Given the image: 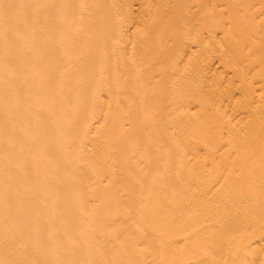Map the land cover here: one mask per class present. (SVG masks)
<instances>
[{"label": "bare ground", "instance_id": "obj_1", "mask_svg": "<svg viewBox=\"0 0 264 264\" xmlns=\"http://www.w3.org/2000/svg\"><path fill=\"white\" fill-rule=\"evenodd\" d=\"M42 1H44V0H42ZM84 1L87 3L90 0H88V1L83 0V2ZM99 1L100 0H98V2ZM203 1H205V0H203ZM207 1H209V0H207ZM207 1L203 2L202 5H205L204 3H206V6H207ZM212 1H215V0H212ZM219 1L222 2L223 0L222 1L219 0ZM236 1H238V0H236ZM239 1L242 2V0H239ZM98 2H97V5H99ZM108 2H113V0H111V1L108 0ZM215 2H217V1H215ZM225 2H226L225 6L227 7V10H229L231 7L235 6V0H225ZM38 3L41 4V0H0V151L4 152V154L7 156V158H9L15 162L14 164H4V162L0 160V170L1 169L8 170L10 168V171L13 174L11 176V178H13L14 181L17 180V182H18V183H16L17 185H21V186L22 185L24 186L26 184L29 185V187H27L25 190H21V191L20 190L17 191L16 189L14 190V192L12 193L13 202L10 203L9 206H2L1 205L3 200H7L9 197L6 194L0 195V224L6 226L5 233L0 234V249L1 248H7L8 250H11L13 248V249H16L18 252H24L25 256H23L24 259L22 261V264H75V262H73V263L69 262L65 256H63L59 253H56L57 250L54 247H51L52 252H46L47 255L45 257L44 253L42 252V248L37 246L42 241L40 236L39 235H37V236L28 235L25 232V226L26 225L30 226V223H31V225H35L36 223H38L40 225L39 228H41V231H43V233H44V235H43L44 242H45V234L47 232H52L53 237L57 236V238L66 239L70 235V233L74 232V231H71L68 229V227L70 226L69 221H76L78 223L79 229L75 230L77 232H74L71 235L74 234L79 240L84 239L85 237H90L91 239H94L95 237H97V235H102L104 237L109 236V237L116 238V239L111 240V241L110 240L104 241L103 247L98 249V253L102 254L103 257H104V255H106L107 253H110L111 251H114L116 254L120 255L117 259L118 262L116 264H156L157 261H156L155 257L158 258L157 259L158 261H160V263L157 262V264H169L168 260H170L171 257L168 255L172 254L174 251V250L172 251L171 247H173L174 244H176L174 246V249H175L177 246L180 245L179 241H178L179 244L177 243V240L179 238V235H180V238L183 237L182 234L184 232H185L184 234H186V232L188 234L184 235V238L181 239V244H182L181 247L184 246V247L192 248V252L195 250L194 255L197 254L196 256H199L198 257L199 259H201L200 256H204V259L202 258L203 261L205 262L204 264H207L208 261L210 262V260H212V259H209V257L210 258L214 257L213 261L210 262L211 264L212 263L213 264H215V263L216 264H222V262L220 260L217 261V259H219L220 257L215 259L218 256V254L221 256L222 254L227 253V251H226L227 248L223 249L224 252L222 251V247L223 248L227 247L226 242H225V244L223 243V246L221 247L220 244H218L220 241H221L220 242L221 244H222V241L223 242H224V240L227 241V245L231 242L232 245L236 244V245H238L236 247L243 249L242 245L245 246L247 243H249L248 242L249 239L251 240L250 237L253 236L252 234H249V231H250L249 228L250 227L252 228V226H250V224H253V227H254L255 221L259 223V220L257 219L258 215H259L258 213H260L262 215L264 212V210L262 212L258 211V210L264 209L263 208L264 206L262 207V205H264L263 204L264 203V197H262V196L260 197V195L258 194V193H263V191H261V190H263L262 187H264L263 186L264 183H263V185L261 183V181H264V149L262 151H256L255 146L253 145L255 143L257 146L258 145L257 143L260 144L264 140V132L262 131V127H264V125H263V123H264V113L263 112L264 111H262L263 114L261 113L262 114V116H261L258 109L256 110L255 108L254 109L250 108L251 109L250 113L251 114L253 113L251 116L252 117L251 119H253V121L252 120L251 121L253 123H252V127L247 129V134H249L248 137L251 136V138L248 139L249 141L247 140V142H246V144L249 146L246 145V146H244L246 148L240 147V149H239V152H241L243 154H244V152H246V154L244 155V158H243L244 161L242 160V162H241L242 164L240 163V165L242 167L241 166L240 167H241L242 172L250 170V173L248 175L249 180L247 178L245 183L237 186L235 188V190H233L234 192H231L232 194L229 192L227 195V193L225 192L226 194H224V196L227 195L226 197H223V199L226 198L225 202L230 203L232 201V203H233V204L232 203L229 204L232 207H230L229 205L227 206V207H229L228 208V215H227L229 217H227L223 213L225 211L227 212V210H225V207H226L225 204L226 203H224V202L223 203L221 202L222 204L225 205L224 211L222 210L223 207H222V204L220 203L221 204L220 206L222 208L221 207H219V208L223 212L218 211L220 216L217 214V218L219 217V219H221L222 216H226V218L230 219V216L233 215L234 218H236V219H234V222L232 224L236 225L237 223H235V221L238 220L239 226L237 224L236 225L237 229L234 228L236 230L231 231L230 235L228 233L229 230L228 231L226 230V229H229L228 227L223 229L225 231L224 234L223 233L219 234V232H216V231H218L217 229L213 228V230H212L211 224L206 225V223H209L210 219H213L212 218L213 210L215 209L214 212H216V209L219 206V205L216 206V204H217L215 202L216 198L213 199L214 195H216V194L213 193V196H211L209 194L210 195L209 199H211V197H212V200H208L209 204L211 201L212 203L215 202L216 203L215 205L213 204V205L209 206V204L207 203L208 204L207 205L206 201H204L206 204L207 210L206 209L204 210V208L202 209L201 205H197L198 201L200 200V198L198 196V195H200V193L196 192V194H198L197 196L195 193L192 196H190V194H189L188 197H190V198H189L188 202H187V199H185V201L187 202L188 205H191V206L194 205L193 206L194 210L191 207L190 208L191 211H190L189 210L190 206L189 207L187 206L186 207L187 209L185 208V213L186 214L189 213L187 215V217H186V214H183L184 213L183 208L187 204L183 207L179 206L183 209V210L180 209V210H182V214H180L181 211L178 212L179 210H177V208H179V207H176L177 205H175V207H173L174 210H176L177 212L173 211V209L170 208L173 206V204H169L167 207L163 206L165 203L171 202L173 200L171 198L174 197L173 195L179 194V192L181 191V188L185 185V184L182 185V182L180 183L181 177L188 179L186 185L190 184V180H198V175L196 173V171H198V169L196 167H197V165L201 164V163H199L200 162L199 157L195 155V159L197 158V164L194 163L193 165H189L190 159L183 158L179 152H176L174 149L173 150L171 149V148H173L172 140H173L174 134H173V131H172L173 135L171 134V132H167L166 128H169L168 131L173 129L175 132L179 128L178 126L181 123L180 122L181 120L179 118L178 119L177 118L171 119V120H169L171 123L170 126L165 128L164 122L168 121V117L164 116L162 118V115H166L164 112H160L161 115H159V113L157 114L158 107H159V111H161L162 108L158 104H157L158 106L155 105V103H159V101H161V100L163 101V99L156 100L157 102H155V99H153V100L151 99L150 100L151 102L146 101L148 99L146 96L148 92H150V91L153 92L154 91L153 89H155V87H156L157 91H162L163 89H165V85H158V86L157 85L156 86L151 85L147 81V79H144L141 82L136 84V85L140 86V88L138 90L137 89H134L132 91L127 90L126 91L127 94H107L108 97H106V98L108 99L109 105H108L107 109H104L105 108V100H103L102 95H97V94H98V90H100L101 87L110 83V79L112 77H109L107 74L105 77L104 74L99 73L98 72V66L104 67L111 61V59H112L111 52H109V53L103 52L105 49L99 45H95L96 40L93 39V41L91 43H86V42L81 41V44L83 45V47H81L82 50L80 52L78 51L79 53H76L73 55L71 54V52L74 50V47L76 46L75 45L73 47V43H75L76 41L79 42V39L76 40L77 38L75 39L76 40L75 42H73L72 40L75 38V36L77 37V35L79 34V32H80L79 28L80 27H83V31H86L87 35L84 32H83V34L86 35L87 37H93L94 38L95 35L98 33L99 41L102 44L113 43V40L116 41V39L119 36H116L117 32H115V31H118L121 28L120 25H118V24L124 25L122 23L124 21L117 23V25H116V23H114L117 21L116 18H118V20L120 19L118 16L115 18L116 21H114L112 19L115 16L114 11L117 9H115L114 7H112L113 5H111V7L114 8V10L112 8H110L109 13L111 14L114 12L113 13L114 15L111 14L112 15V17H111V15H109V13H107L110 16L109 17L110 19H109L106 14H105L106 15V18H105V16L103 15L104 13L97 10V9H95V11L99 13V14L96 13L98 16H96V14L93 11H92L93 12L92 14H89V13H91V11L88 12V10H91V8L89 9L88 7H84V5H82V0H68V1L66 0L65 5L68 7L70 6V9L72 8V10L69 9L70 11L68 12L67 11L68 9L67 10L65 9L66 11L64 13H61L58 16L55 14L59 13L58 11L60 10V8L57 9V11H56L57 13L55 12L54 15H53V12L47 11V9H48L47 8L43 12V18H41L40 15L33 12V9H35L34 7L36 5H40ZM91 3L92 2H88L87 4L90 5ZM99 3L100 4L103 3V0H101ZM94 4H96V2ZM81 5L84 7V9L85 8L88 9V10H85L84 12L86 13V11H87L89 16L91 15V19L89 18V21L91 20L92 22H94L96 20V19H94L95 17L98 18L97 21H99V19L100 20L101 19H106V20L109 19L110 21L107 20V21H109L107 23L109 25H110V23H114L116 26H119L118 27L119 29H117V27H116L115 28L116 30L113 31L112 28L115 26H113V24H112L113 27L108 30V28H110V27H108L109 25L108 24L104 25L107 27V28L104 27L106 30H108V31L111 30V31L108 32V31H105V29H102L106 33V35H104V40H103L100 33H103L104 31L101 32V30L98 27V25H101V24H97V27L94 24L95 22L93 23L94 25L93 24L91 25V23L88 24L89 21H87V23L85 21V23L83 25L80 24V23H82V22H80V19L82 21V19L87 16V13L85 16L82 15L81 18H79V16L77 15L78 13H81V11L83 10L81 8L82 7ZM217 5L219 6L218 3H217ZM217 5H215V6L217 7ZM238 5L241 8L240 2ZM241 5H242V3H241ZM203 7H205V6H203ZM209 7H211V6H209ZM216 7L214 8V14H211V15H214V17L216 16V14H219L215 11ZM236 7H237V4H236ZM243 7H245V12H246V13H244V16L248 19V23L250 22V24H249L250 26L248 24L245 25L243 23L245 25V27L248 26L249 28L244 29L245 27L244 28L242 27L240 29V31L242 29H244L245 32L247 30L248 33L249 32L253 33V31L256 32L258 30V33L260 34L264 25L260 26L262 24H259L258 26H256L257 25L256 23L251 24V23H254V22H251L252 18L254 19L253 12L250 11V7H248V5L243 6ZM261 7H260V10L262 9ZM202 8H200V9H202ZM219 8L222 9V6H220ZM224 8L225 7H223V9ZM62 9L63 8H61V10ZM93 9L94 8H92V10ZM207 9L209 10L210 8H207ZM205 10H206V8H205ZM218 10L219 9H217V11ZM222 10H221V13L219 15H217L218 17L216 16L214 18L215 20L217 18H218V20H219V18H221L219 16H222L223 15L222 13H224V12H222ZM63 11H64V9H63ZM199 11H201V10H199ZM100 12H101V14H100ZM85 13H83V14H85ZM205 13H207V11ZM227 13H228L227 14L228 18H230L229 17L230 12H227ZM263 13H262V15L264 16ZM200 14H201V12H200ZM209 14H210V12H209ZM234 15H235V13H234ZM234 15L233 14L230 15L231 16L230 20L233 19ZM52 16H57L56 19L58 21L60 20V21L64 22L63 24H67L68 28L72 27L71 28L72 31H73V29H75L77 27V29L74 31L78 30L79 31V32L77 31L78 34L74 31L73 32L68 31V33H67V31H65L66 29L65 30L62 29L63 32H61V30L58 29L59 32H57V34H56V35H63V36L66 35L65 36L66 38L71 37V39H72V37H74L72 40H68L69 42L70 41L73 42V43H71V42L69 43V45L72 44V46L68 47V45H67L68 42L66 41L67 39H65V41L67 42V43L65 42L66 45L64 42H62L64 44H60L63 46V48H62V46L58 45V47H61V49L58 51L56 49L57 45L55 48V44H56L55 42L52 41L54 43V45L51 43H48L49 41L51 42L49 35H42L39 33L37 36H35L36 33H34V32L36 31V29H38V27L43 25L42 23H44V24H51L52 23V25L53 24L55 25L54 22L55 21L57 22V20L55 19V21H54V19H53L54 17L52 18ZM201 16H202V14H201ZM263 16H260V18H258V20H256V21H260L259 19H261V17H263ZM204 17L206 18V15ZM204 17H203V20H204ZM245 17H243V18H244V21L246 23L247 21L245 20ZM211 18H213V17L211 16ZM238 18L239 17H237V19ZM223 19H224V15H223V18H221L219 21L216 20V22L218 21L217 22L218 24L215 23L212 25L211 23L210 24L208 23L209 21H206V20H208L206 18L204 20L206 22L203 21L204 24L202 23L199 26L196 25V27L199 28V29L197 28L198 30H195L196 27L194 25H191L190 27L194 26L195 29L194 28H186V27L185 28L182 27L181 29H178L181 27V24H182V26L184 25V23H182L183 21L181 20L182 21L181 24L178 23V26H177V30H179V31L181 30V32H180L181 34L179 33L180 36H178V38H179V40H183V39H180V37L182 38V36L186 35L189 31L190 32L189 34L191 36H189L187 39H189V38L192 39L193 37H195L199 41V42H196L195 41L196 39L193 38L196 43L193 41L192 44L193 45L195 44V47L197 44H199L197 46V47H199V51H198V49H197V51L200 52L202 50V52L203 51L207 52V50H205L208 47L207 44H209V43L211 44V41H212L213 45H216L217 43L216 44H214V43L220 40V39L214 38V41H213L212 35H214L213 33H215L214 30L216 28H217L216 30L218 31V27L220 25L219 22H221ZM227 19H225V21L223 20L225 23L224 24L225 26L231 22H234L232 20H231V22H229L230 20L226 21ZM41 20H44V21L40 22ZM186 20H189V18L188 19L186 18ZM178 22H180V20ZM226 22H229V23L227 24ZM40 23H41V25H40ZM260 23H261V21H260ZM85 24H86V26H87V24L90 25V26H87L88 30L86 29V27H84ZM224 25L221 24L220 26L221 27L223 26L222 28H224L225 27ZM236 25H237L236 29H239L240 27H238V26H240V25L238 23ZM259 26L262 28L261 30H259V28H260ZM102 27L103 26H101V28ZM183 28L186 29L187 31L186 30L182 31ZM222 28H219V29H222ZM191 29L194 31V34H192L193 32ZM224 29H226L225 32L227 33L228 36L226 35L225 32L222 33L223 41L224 40L229 41L230 39L234 40V38L237 36V38H235V40H236V39H238L239 34H241L243 31L242 30L240 32L238 30V31H236V32H238L237 33L238 35L236 34V36H235V33H233L232 36L234 35L235 37L233 38L231 36V38H229L230 34H231L230 30H229L230 34H228V31H227L228 28L225 27ZM224 29H223V31H224ZM231 29H233V27ZM81 30H82V28H81ZM207 30L209 32H210V30H213L212 34H210V33L207 34V35L210 34V36H212L210 38L207 37V39L209 38L211 40L210 42L207 40L208 43H207V41L204 40V38L203 39L200 38V36L202 35L201 31L207 32ZM248 30H250V31H248ZM112 31L114 32V36L112 34L113 33ZM184 31L186 32V34H184V33L182 34V32H184ZM199 31H200L201 35H198ZM217 31H216V33H217ZM234 31H235V27H234ZM195 32L197 34H195ZM245 32H243V33H245ZM63 33H65V34H63ZM73 33H75V36H73V35L71 36V34H73ZM119 33H122V31L119 30L118 34ZM258 33H256V34H258ZM33 34H34V37H33ZM68 34H69V36H68ZM109 34L111 35V38L107 39L110 37V36H108ZM189 34H187V35H189ZM256 34L254 37L252 35L248 36L250 34L246 35V38L251 37V40L252 39L254 40L252 42L250 41L251 44L247 43V41L249 42L250 38H248V40L245 39V42H246V44L244 42L245 46H243L242 42H239V43H241L243 48H245V47L247 48V49L246 48L245 49L248 50V53H251L249 55H252L251 57L254 59H250L251 57L247 55L248 53L245 50H244V53L245 54L247 53V54L246 55L243 54V51H242L243 49H240L241 45L238 43L239 40L236 41L238 45L237 44H236L237 46L234 45L236 47V49H234L233 51L235 52L238 49L241 50L242 53H241V51L239 53H240V55L243 54V56L246 57L245 58L246 60H247V56H248V58L250 57L247 60L248 62H246V63L244 62V65L245 64L248 65L249 69L251 67L252 70L254 68L257 69V67H259V69L255 71L254 75H253V73H250L252 71H248L249 69L248 70L246 69V71H248V73H250V75H252L251 78L253 79L254 82H258V80H260L259 83H261V80H262L264 83V29L262 30L261 35L258 34L259 36H258L257 40L255 38V37H257ZM41 35H42V37H41ZM194 35H198L199 37L198 36L196 37ZM220 35H221V33H220ZM241 36H245V35H241ZM241 36H240V38L242 41V40H244V37H241ZM112 37H115V38L117 37V38L115 39ZM186 37L187 36H185L184 38H186ZM45 38L46 39L49 38L50 40L48 39L49 41L47 40V43H45V40H46ZM43 39H45V40L43 41ZM120 39H122V35H121ZM137 39H138V37H137ZM191 39H189V40L192 41L193 39L192 40ZM201 39L204 40L206 43L204 41H203L204 42L203 43L201 41ZM134 40H136V38H134ZM231 40L229 42H231ZM233 40H232L231 44L230 43L228 44L229 46L230 45L233 46V43L234 44L236 43ZM119 41L120 40H117L115 43H117ZM137 41H135V42H137ZM200 41L206 47L204 50L203 49L200 50V43H201ZM42 42H44V43H42ZM78 42H76V44ZM81 44H79V45L81 46ZM210 44H209V47H210ZM39 46H44L46 48L39 50L38 49ZM216 46L219 48V44H217ZM232 46H231V48L233 49L234 46L233 47ZM214 47L215 46H213V47L211 46L210 48L213 49ZM217 47H215V48L218 49ZM223 47H225L224 50L228 49V48H226L227 46H223ZM223 47H221L220 49H223ZM215 48L213 50H215ZM32 49H35L34 52L31 51ZM224 50H223V52H225ZM228 50H227V53L229 52V54H227V56L222 55L223 56V58L221 57L222 59H224V57L228 58V55H230L232 57L234 56V54L231 55L232 53H230L232 50H230V51H228ZM208 51H209V48H208ZM223 52H221V53H223ZM86 53L92 54L91 57H89L90 60L88 62H84L82 60L84 56L88 55ZM239 53L238 54L236 53V54L239 55ZM192 55L193 54H191L190 56H192ZM240 55L237 56V58L240 57L241 60L243 61V59L241 57L242 55L241 56ZM219 57H217V58H219ZM234 57H236V55ZM189 58H191V57H188V59H186L187 60L186 64L189 63L188 61L192 62V58L190 60H189ZM230 58L228 61L229 62L232 61V62L231 63L228 62V64H230V65L227 64V66H231L229 68L233 67L232 69H237L236 73H238V72H240V73H238V75H236V76L237 77L239 76L242 79L240 84H243L242 85L243 87L240 85L242 87L241 88L242 90L239 92L243 93V91H244L243 94H246L245 97H248V98L250 97V94H251V96H253L255 91L253 90V88H251V89L249 88L250 85H253V83L251 81H249L252 79L250 77H249V79L248 78L246 79V77H248V76H246L245 79L247 81L245 80L246 82H244L243 75L245 74V72L238 71L239 69H242V67L238 68L236 66L237 62H235L236 59L232 60V59H234V58H232L230 61ZM79 59H80V61H78ZM225 59H224V61H225ZM237 60H238V64H239L240 59H237ZM241 60H240V62H241ZM61 61H64L63 62V65L65 64L64 66L62 64H61L62 66L60 65ZM174 61L176 62L177 59H174ZM56 62L58 65L56 64ZM177 62H179V61H177ZM185 62H184V65H186ZM218 62H219V60H218ZM50 63L57 65V67L54 68V71H52V69H51V72H49V70H46V68L50 65ZM219 63L221 64V60ZM226 63L227 62H225V64ZM232 63H234V64H232ZM46 65H47V67H46ZM239 65L244 66L243 64L241 65V63ZM246 65H245V67H247ZM183 67L178 71L174 70L176 72L175 75L178 77V79H177L176 85L174 83H171L173 90H175L174 89L175 86L176 87L179 86L178 84L181 82V81L179 82V80H182V82L185 81L186 66H183ZM234 67H236V68H234ZM132 71L136 72L135 68H133ZM158 71L162 73L163 68L158 69ZM244 71H245V69H244ZM68 72H70L71 75H70V73L68 74ZM253 72H254V70H253ZM114 74H115V70H112V75H114ZM253 76H254V78H253ZM235 79H237V78H235ZM239 81H240V78H238V82ZM242 81L245 84L248 83V81H249L250 84L249 83L246 84L247 85V87H246V85L244 86V83H242ZM134 82H138V79L134 78ZM167 84H169V81H167ZM151 86L152 87L154 86L153 89L151 88ZM110 88H113V86H111ZM262 88H263V86H262ZM150 89H152V90H150ZM176 89H178V88H176ZM243 89H246V91L248 89H250L251 91L253 90L252 92H254V93L253 94L247 93V92L245 93V90H243ZM156 90H155V92H156ZM237 90H239V89H237ZM176 91L177 90H175V92H173V93H167V98L169 96V99H170L173 96L171 98V100L175 99L174 94H177V92H178V91L177 92ZM251 91H249V92H251ZM117 92L121 93V89L117 88ZM208 93H209V91H208ZM89 94H94V95H89ZM179 94H181V93H179ZM179 94H177L178 95L177 99L179 98L178 100H180V98H181V96H179ZM223 94H225V93H223ZM159 95H160V98H162V94H159ZM177 95H175V97ZM210 95L211 94H209L208 96L211 99ZM247 95H249V96H247ZM221 96H222L221 94H220V97L218 96L219 100H220V98H222ZM251 98H249V101L254 99V98H252V99ZM164 100L167 101L166 95L164 97ZM178 100H176V102ZM259 100H261V99H259ZM133 101L139 102V103L143 102L146 106L147 111L154 113L156 116L157 115L161 116V118H162L161 120L164 121V122H161V120L158 119V121L155 124L150 123V122L145 123V124H147V125H145L146 127L150 126L148 128L152 129V130L150 129L153 132L152 136L142 135V136L138 137V134H137L135 138H132V137L130 138V136H132V135H130V134H129L130 136L128 135L129 131L123 132L122 129L126 128V125L127 126L131 125L133 123V121H135L134 118H140L142 116V114H140V113H138V111H136L137 109L135 111H133L134 113L132 115V110L135 108H131L129 106V104H132ZM222 101L223 100H221V102ZM55 102H56L58 107L60 105H62L61 107H59V108H61L62 111H54V109H49V107L53 106V104ZM210 103H211V100H209V99L207 100V102L204 101V104L206 106L208 105V107L211 105ZM171 104H174V102L172 101ZM246 105L248 106V104H246ZM213 107L215 108V107H217V105L216 106L214 105ZM248 107H250V105ZM248 107H245V109L247 111L249 109ZM95 109H97L99 111H96ZM252 110H255V112H253ZM95 112L96 113L98 112V115ZM254 113H256V114H254ZM257 113H259V114H257ZM138 114H139V117H138ZM109 116H113V117L117 118V122L114 125H112L106 121ZM159 116H157V117L159 118ZM212 116H214V115H212ZM70 117H72L73 121H67ZM206 117H208L210 119L209 116L205 115V118ZM212 118H214V117H212ZM132 119H133V121H132ZM175 119H177V120H175ZM209 119L202 120L201 122H204V121L209 122ZM214 120H215V118H214ZM64 121H66V123L62 124ZM58 122H60V123H58ZM201 122H200V124L202 125L203 123H201ZM210 122H212V120ZM210 122H209V125L206 122L204 126L202 125V127H200L202 129L201 133L203 134V135L200 134V136L202 138H203V136H208L207 138H210L211 132L215 131L213 129L220 127V126H217L216 121H213V122H215V124L210 123ZM78 124L83 125L86 128V130L84 131V134H82L81 136L77 135V132H74V130H71L72 126L78 125ZM200 124L198 123V126H195V124L189 123L187 125V127L185 125L181 124L182 127L180 126L181 128L179 129V130H181V134L178 132L180 135V138H176L177 136H175L174 140L184 139V138H186V136L188 137L191 135H196L197 139H198L200 137L199 136V131H200L199 125ZM211 124H212V126H217L216 128L212 127V131H211V127H209V126H211ZM123 126H125V127H123ZM205 126H208V128H210V130L209 129L205 130V129H207ZM176 127H177V129L175 130ZM119 129H121L120 132H119ZM203 129L206 132H208V134H204L205 132L203 133V131H204ZM40 130H48L50 132V135H51L50 138L40 140L39 136L36 135L37 132H39ZM125 130H127V129H125ZM185 131H186V133H185ZM209 131H211V132H209ZM213 132H212V135H213ZM126 133L128 136L127 135L125 136ZM176 135H177V133H176ZM179 135H178V137H179ZM154 136H155V139L157 138L156 140L154 139ZM41 137L43 138L44 135H41ZM125 137H127L126 140L131 142V144L130 143L129 144L126 143L127 145L125 144V142H128V141L124 140ZM161 137H163V138H161ZM204 138H206V137H204ZM207 138H206V141L208 140ZM120 139L123 140L122 144L126 145L125 147H127L124 150H129L134 146V151L132 153L135 154V152H137V150H138V153H136L137 155L135 154L136 158H140V162H139L140 165H141V163L146 165L144 167H143V165H141L143 167V168L141 167L142 171H138L139 168L137 170L134 169L135 167L132 168V170H131V168H128V167L123 168V171L126 174H127V172H129V175L126 177L130 176L131 179L134 177H135V179L136 178L137 179L142 178V179H139L141 181V183L134 184V185H136V186H133L134 192H131V190L129 189V192H131L132 194L127 193L128 189L122 190L121 193L123 195H125L123 193V191L126 193L127 201H125L126 198H124V197L120 198L119 197L120 192L118 193V191H119V189L121 190V188H119L118 186L116 187V184L115 185L112 184V189L114 191H112V189H110L109 192H107L108 190H106L99 197L94 199L96 202V205H89V200H88L85 192L83 190L79 189V188L85 187L86 180H81L79 178L74 180V179H70L69 177H67L69 172H72V174L74 173L75 166H72V165H75V164H70V163H67L66 165L64 164V167H65L64 171L65 172L62 171V174H56L52 170L51 175L49 176L48 180H43L42 176L40 175L39 171L43 168H48L50 166L53 167V164H55V165L56 164H63V162H66L68 157H72L73 154L81 155V154L86 153L87 155L95 157V159L98 161L97 165L92 166L89 169V171L92 174L89 177L94 178L93 180H94V183L97 184V188L102 185L103 181L105 180V177H106V179L109 178L108 180L111 183L113 181H116V180L117 181L121 180L120 182H122V179H121L122 177H115V176H120V173H117V175H116V169L103 167L99 164L100 161H106L107 159H109L111 157L117 158V155H115V154H118V152L116 151L117 153L115 152V154H114L111 147L116 143V141H118ZM129 139H131V140H129ZM161 139H163L162 142L160 141ZM164 139H165V142L170 143V145L172 144V146L165 147V148H167V150L162 154V153H160L161 149H159V147H161L162 143H164L163 142ZM85 140L87 141V143ZM94 140H96L98 142V144L90 143L91 141H94ZM198 140H200V142L203 143L202 139H198ZM198 140H197V142L199 143ZM250 140H251V144L248 143V142H250ZM102 143L107 144V145L109 144V146L108 147H100V145ZM167 143H165V144L169 145ZM33 145H37V146L33 147ZM63 145H64V147L60 148ZM88 145H90V146H88ZM128 146H130V147H128ZM40 147H48V150L41 153L39 150ZM87 147H88V149H87ZM141 147H142V149H141ZM241 148H243V149H241ZM248 148H250V149L252 148V150H249L250 154H247ZM119 150H121V149H118V151ZM129 153L130 152H126V151L121 152V154L122 155L124 154V156L128 155ZM173 154H175V156ZM211 154L212 153H210V155ZM122 155L119 156L120 157L119 159H121V157L123 158ZM225 155H227V154H225ZM36 156L41 157L39 162L38 161L35 162L36 166L38 167V170L29 171V172L25 171V169L27 168V161L29 162L32 160L31 162L33 164L34 158ZM208 156H209V154H208ZM208 156H207V159L210 160L211 158H210V156L208 158ZM153 157H156L155 160H157V162L155 160L153 161ZM158 157L161 158L165 162V163H163V165H164L163 168L165 170V167H166V170H165L166 172H163V170L160 171L159 169L152 170L151 173L148 172L149 173L148 176L150 178H147L146 176L145 177H146V180L151 179V181H149L150 183L148 185H146L148 183V181L146 184L144 182H142V180L144 178L143 174H145L142 172L146 171V168L150 167L152 162H156V164H157L158 163ZM174 157H176V158H174ZM211 157H212V155H211ZM47 159H49V161H47ZM21 162H22V167L24 168V170L18 168L21 165ZM118 162H120V161H118ZM161 163H162V161H161ZM185 166H187V170H184ZM254 166H255V168H254ZM76 168H77V166H76ZM167 168H168V170H167ZM167 171H169V172H167ZM120 172L122 173V170ZM124 172L122 175L125 178ZM134 172H136L135 175H137V173H138V174H141L142 177H140L141 175H139V177H138V175L135 176ZM130 173H131V175H130ZM166 173H168V176L165 175V177L167 178V181L169 180L168 185H166V184L164 185V183L166 182L165 181L166 178H164L163 175ZM161 177L165 179L162 182L163 183L162 187H161L160 181H159L160 185L159 184L157 185L158 181H156L157 179L161 180L160 179ZM119 178H120V180H119ZM217 179L219 180L220 178H217ZM225 179H223V180L221 179L223 183L221 181L218 182V180L217 181L215 180V182H217V183L213 182L212 184L209 185V188H213L214 185H216L220 182L222 183V186H223V184L225 183ZM260 179H262V180H260ZM108 180H105V181L107 182ZM178 180H179L180 184L178 183ZM226 180L230 185L233 184L231 177H229ZM258 180L261 183V185H259V187H261V188L257 187V189L259 188L257 190V189H254L256 187H254L253 184H255V183L258 184L259 183V182H257ZM170 181L172 182L171 184L169 183ZM250 181L252 183H250ZM110 182H107L108 184H106L107 189H108V187H110V184H109ZM139 184H141V185H139ZM177 184L182 185V187L177 185ZM250 184H251V186H250ZM8 185H9L8 182H3L4 187H6ZM12 185H14V184H12ZM165 186H167V187H165ZM102 187H104V183H103ZM163 187H165L166 189H163ZM209 188L207 190H209ZM246 188H250L251 192H249L248 189H246ZM86 189H89V188L85 187L84 190H86ZM161 190L163 192L166 190L167 192H164V194H163V192H161ZM256 190H257V192L258 191H261V192L257 193V192H255ZM183 191L185 192L186 190H183ZM35 192H36V195H34ZM223 193L224 192L217 193V194H219V196L216 195L217 198L218 197L220 198L221 197L220 195L221 194L223 195ZM253 193L255 196L252 195ZM63 194H66V196L65 195L63 196ZM109 194H112V195H109ZM185 194H187V192ZM256 195L257 196L259 195V196L257 197ZM55 196L58 198L57 206H46L47 204H45L44 202L45 201L48 202L50 198L55 197ZM196 197H198L199 199L197 200ZM255 197H257L256 198L257 204H254L255 207L252 204L254 207L252 209L253 210L255 209V210L252 211L251 208H249L250 210H248V209L247 210H248V212L250 211L252 213V215L250 213L246 214L247 210L243 207L249 206L250 202H252L253 199H255ZM119 198L122 201L127 202L128 205L133 204V208L135 206L134 203L136 204L135 209L130 208L132 210V212L134 211L135 218L134 217L129 218L130 214L128 211H126V212H128L127 214L122 213L123 212L121 210L122 206H120V208H119V204L117 202H119V201L121 203H123V202L121 200H118ZM122 198H124V200ZM219 198L217 200L219 202L222 201V200H219ZM128 199H129V201H128ZM243 199H245V201L252 199V201L249 200L247 202H243V204L238 206V208H237L238 210L244 209V210H242L244 213L238 211V212H240V214L241 213L244 214L243 215L244 218H245V214H246V216L249 214L252 216L251 217L252 219L250 221L248 220V222H250L248 224L249 225L248 226V229H249L248 232H246L247 230L245 229V226L243 228L240 227L242 225L241 224L242 222L240 223V221H241V219H243V218H240V217H242V214H241V216H239L238 215L239 213H235V211H237L236 208H235V211L233 208L234 203L235 204H237V203L241 204L242 201H244ZM108 200H110V201H108ZM113 200L117 201V202L115 203V205H113L114 207L111 208V205H112L111 203H113ZM196 200H197V202H196ZM213 200H214V202H213ZM180 201L183 202V200H180ZM239 201L241 203H239ZM98 202H100V204ZM144 202L147 203V205L142 206V208H141V204ZM148 202H150V203H148ZM181 202L180 203L178 202V203L183 205ZM245 203H248V204L244 205ZM253 203H255V200ZM37 204H42V206H45L46 209H45L43 214H37L40 217L35 219L31 215L26 214V212L29 210V208L31 206H34ZM117 204H118V207L116 208ZM74 205L85 206L87 209V212L95 213L94 215L99 218V221H94V224L85 222V219L83 218V216H80L79 213H74V219L68 220V221L65 218L62 220L61 218L59 219L56 216L53 218V216H52L53 212L62 211V208H67V207L74 206ZM105 205H108V207L104 210H100L101 208H104ZM123 205H124V203H123ZM170 205H172V206H170ZM207 206H209L210 208L208 209ZM236 206L237 205H235V207ZM211 207H214V208L211 209ZM215 207H217V208H215ZM239 207H242V208H239ZM256 207H260V208L258 209ZM115 209H118V211ZM256 209L258 212L256 211ZM119 210H121V212H119ZM188 210L190 212L187 213ZM208 210H209V212H208ZM255 211H256V214H255ZM156 212H160L161 216L154 217L153 214ZM222 213L224 215H222ZM236 214L238 215V217L240 219H237L238 217H235ZM177 215H179L180 217L184 216V219L186 218L185 221L187 220L186 222L190 224V225L188 224V226H190V228L186 227L187 224L185 226L181 225L183 228L182 229L183 232H182V230L180 231L179 228L181 226L174 224V222L177 224L179 222V220H182V222H181V224H182L184 220L182 218H180L178 220V222H176V221H173V223L170 222L171 224H174V225L172 226L171 224H169L170 226H172V229H169L170 226H168L167 224L169 223L170 220H172V219L174 220V218ZM261 215H259V216L261 217ZM126 216H129V217L127 218ZM179 216H177L176 218L178 219ZM249 216H247V217L250 218ZM262 217L264 218V215ZM222 218H223V221H227V222L229 221V219L227 220L225 218L226 219L225 220L224 217H222ZM254 218H255V220H254ZM177 219H175V220H177ZM231 219L233 220V218H231ZM144 220L149 221V224L142 228V231L147 233V237H146L147 240H148V238H151V236L155 237V235H157L159 233L164 234V237L159 238L160 242H158L159 241L158 239H157L158 241L157 240L155 241L156 243L154 242V247L152 246L151 242L147 241L145 238L139 237L138 235H135V234H130L133 231L126 233L123 230L117 228V226H116L117 222H125V223L131 224L134 221H144ZM252 220H254L253 221L254 223H252ZM219 221H220V223H219ZM186 222H184V223H186ZM211 222L212 221H210V223ZM260 223H263V221L262 222L260 221ZM191 224H194V226L192 225V227H194L193 229L191 227ZM217 224L222 225L221 220H218ZM217 224H216V228H218V229L221 228V225L219 227ZM214 225H213V227H214ZM260 225L259 226H258V224L255 225L256 229H253V232H254V230L258 229L257 226L260 228V229H258V230H260V233L257 230L259 236L256 235L257 231L254 232L255 236L253 237V239L255 240L257 238L256 239L257 241H258V238L264 232L263 231L264 230L263 224L261 226L263 230L261 229ZM60 226L67 228L69 231H62L59 228ZM166 226H168V228H166ZM174 226H176V227L179 226V228L174 229ZM183 226L185 228H188V229H184ZM54 229H56V230H54ZM238 229H239V231L241 229L240 234H239V232H237ZM214 230H215V233L218 234V236L214 237V234L212 233V231L214 232ZM223 230L220 229L219 231L223 232ZM242 230L245 231L244 232L245 234L242 232ZM27 231H30V230L27 229ZM232 233H234V238L236 237L234 240L235 242L233 241L234 238L230 239L231 237H233ZM235 233H236V236H235ZM246 233H247V235L249 234L248 236L251 235L248 239H247L248 236H244L245 239L243 237V235H246ZM250 233H251V231H250ZM237 234H239L240 236H238ZM165 235H166V237H165ZM219 235H221V236H219ZM6 236L8 237V239L10 241L7 240ZM263 236H264V234L262 235V237ZM218 237L219 238L221 237L224 240L220 239V241H219ZM224 237L229 239V242ZM237 237H240V239ZM241 237H243L242 238L243 243H239L242 241ZM20 238L25 239V241L22 242L21 244H16L15 240L20 239ZM77 238L73 239V241H76V240L79 241ZM175 238H177V240ZM204 239L205 240L208 239V241H211V242L216 240L215 243H217L216 245H218L217 246L218 251H216L215 254L211 253L212 257H211V254L210 255L208 254V253H210L209 250H211V249H209V248L206 249L207 244H209V243H207L205 245L206 247L204 245H202V243L205 242V241H203ZM217 239H218V242H217ZM253 239L251 241L254 244L255 241ZM169 240H171L172 243L173 242H175V243H173V245H172L171 241H170V243L168 242ZM246 240H248L247 243H245ZM263 240H264V238H263ZM263 240H261V243H260V241H258V242L260 243L259 245H262L264 247V245L262 243ZM232 241H233V243H232ZM236 241H238V242H236ZM255 243H257V242H255ZM110 244H112V246H110ZM155 244H157V245H155ZM168 244L170 245L169 246L170 248L167 246ZM239 244H241V246ZM201 245L204 247L202 248ZM247 245H250V244H247ZM254 245H257V244H254ZM138 246L144 247L146 255L149 256V253H151L150 257L154 259L153 261L155 263L154 262L147 263L145 261L146 255H144V254H137L135 257H131V255H134L136 252H139L138 249H135L136 251L134 249L132 251H127V252L123 251L125 248L138 247ZM165 246H167L171 250H169L168 248L165 249L166 248ZM219 246H220V248H219ZM250 246H252V245H250ZM228 247L230 248V246H228ZM189 248H187L186 250H188L189 254L188 253L187 254L190 256L192 252H190L191 249L189 250ZM239 248H238V250L236 249V252H239L238 255L241 253L243 254V256L245 257L244 261L242 259L243 257L238 258V259H242L241 260L242 262L239 260H236L237 254L234 255V253H233L234 250H232V253H233L232 256H233V258H235L236 262H239L241 264L242 263L243 264L248 263V261L250 260L251 257L256 258V257H254L255 254H253L254 251H251L252 249H255V252L257 250H259L258 248H254L253 246H252L251 250H249L250 248H248L247 249L248 253H249L248 255H250L249 260H248L246 258L247 253H245L246 255H244V249L242 251V249L240 250ZM246 248H247V246H246ZM163 249L166 251L169 250V254H167L168 252L166 253V251H163ZM176 249L181 253V251L179 250L180 247H177ZM181 249H183V253H184V251H185L184 248H181ZM205 249L207 252L205 251ZM177 250L174 251V253L172 254V255H174L177 252V254H176L177 257H175V255H174L175 260H177V258L180 255V253ZM229 250H231V249H229ZM170 251H172V252H170ZM197 251H199V253ZM212 252L214 253L215 250ZM251 252H252V254H250ZM258 252H260V250ZM35 253H37V256L40 258L39 260L35 259V257H34ZM178 253H179V255H178ZM183 253H182V256L184 255ZM200 253H205V254L207 253L209 256V257L207 256L208 260H205V258L207 259V257L204 254L200 255ZM4 254L7 255L8 251H5ZM242 254L240 256H242ZM261 254H263L262 256H264V252H262ZM214 255L215 256L217 255V256L215 257ZM222 256H226V255L224 254ZM169 257H170V259H169ZM174 257L172 256V258H173V260L171 259L172 262L174 261ZM183 257H185V255ZM192 257L193 258H191V262H195L193 264H197V260H198V259L196 260L197 257L196 258L194 256H192ZM260 257L261 256H257V260H258V258L261 259ZM185 258L184 259L181 258L183 263L188 262L187 264H192L190 262L189 257H185ZM225 258H227V257H225ZM253 258H251V260H253ZM7 259H8L9 264H15L16 263L13 256H10L9 258H3V256H0L1 264L6 262ZM193 259H194V261H193ZM220 259H222V257ZM235 260L233 259V260H231V262L233 263V261H234V264H235L236 263ZM246 260H248V261L246 262ZM255 260L256 259H254L253 261H255ZM261 260L262 261L258 262L259 264L263 263L264 257H262ZM203 261H200L199 264H201V262L203 264ZM225 261H226L225 263L229 264L228 263L229 259H227V260L225 259ZM253 261H252V263H253ZM172 262H170V263H172ZM176 262L178 263V261H175L173 263L177 264ZM250 262L251 261H249L248 264H252ZM103 264H105V262H103ZM178 264H180V263H178Z\"/></svg>", "mask_w": 264, "mask_h": 264}, {"label": "rangeland", "instance_id": "obj_2", "mask_svg": "<svg viewBox=\"0 0 264 264\" xmlns=\"http://www.w3.org/2000/svg\"><path fill=\"white\" fill-rule=\"evenodd\" d=\"M68 1V0H67ZM86 1H88V0H86ZM96 2V4H94L95 2ZM90 0V1H88V2H92L90 5H88L85 1L83 2V0H82V5H84V7H88L89 9L91 8V10H88L87 8H85L84 9V7L82 6L81 8L83 9L82 11H81V13H78L77 15L79 16V18H81L82 17V15L83 16H85L86 15V13H87V11H86V13L84 12L85 10H88V12H90L91 11V13H89V14H92L93 12L96 14V13H98V12H96L95 11V9H97V10H99V11H101V12H103L104 14V16H105V18H106V15L108 16V18L110 17L109 15H114L115 14V16H114V18H112L114 21H116V19H117V21L116 22H114V23H116V25H117V23H120V22H122V21H124V22H122L124 25H121V24H118V25H120V27L122 28H118L119 26H116L114 23H110V25L107 23V22H109L110 20V18L109 19H107V20H109V21H107L106 19H99V21H97L98 20V18L97 17H95L94 19H96L94 22H92L91 20V22L89 21V18L91 19V15L89 16V14L87 13V16L86 17H84L83 19H82V21H81V19H80V22H82V23H80L81 25H83L84 23H85V21H86V23H87V21H89V23L88 24H90L91 23V25L94 23L95 24V26L97 27V24H101V25H98V27H99V29L101 30V32H103L104 30H102V29H105V28H107L106 26H104V25H106V24H108L107 26L108 27H110V28H108V30L109 29H111L113 26H115V27H113L112 28V30L114 31V30H116L115 28L117 27V29H119V30H121L122 31V33H119L118 34V31H115V32H117V34H116V36H119L120 38H121V35H122V39H120L119 37V39L117 38H115V37H112V38H115L116 39V41L117 40H120L119 42H117V43H115L116 41H114L113 40V43H107V44H102L100 41H99V38H98V33L95 35V37L93 38V37H87L86 35V31H83V27H80L79 29H80V32H79V34L77 33V31H74V30H76L77 29V27L75 28V29H73V31L74 32H76L77 34V37L75 36V33H73V34H71V36L73 35V36H75V38L74 37H72V39H71V37H65V36H63V35H56L57 34V32H59L58 31V29H60L61 30V32H63V30L62 29H66L65 31H67V33H68V31L69 32H71L72 31V27H70V28H68L67 27V24H63L64 22H62V21H58L56 18H57V16H52V18L54 19V21H55V19L57 20V22L55 21L54 23H55V25L53 24L52 25V23L51 24H44V23H42L43 25L42 26H40V27H38V29H36V31L34 32V33H36V35L35 36H37L39 33L40 34H42V35H49L50 36V39H51V42L48 40V39H43V41L45 40V43H47V40L49 41L48 43H51V44H53L54 45V43L53 42H55L56 44H55V48H56V45H57V50L59 51L60 49H61V47H58V45L59 46H62V45H60V44H64L66 41L68 42V47L69 46H72V44H70L69 45V43L71 42H69L68 40H72L73 42H75L76 40H78L79 39V42L78 41H76V42H78L77 44H76V42L75 43H73V42H71V43H73V47H74V50L71 52V54L73 55V54H76V53H79L81 50H82V48L81 47H83V45L81 44V41L82 42H86V43H91L92 41H93V39H95L96 40V43H95V45H99V46H101L102 48H104L103 50V52H107V53H109V52H111V54H112V59H111V61L106 65V66H98V72L99 73H102V74H104L105 75V77H106V74L109 76V77H112L111 79H110V83L109 84H107V85H105V86H103V87H101V89L100 90H98V94L97 95H102V97H103V100H105V108L104 109H107V107H108V105H109V102H108V99L106 98V97H108V95L107 94H127L126 93V91L127 90H129V91H132V90H134V89H139L140 88V86L139 85H136L137 83H139V82H141L142 80H144V79H147V81L151 84V85H165V89H163L162 91H157L156 90V87H155V89H153V87L151 86V88L154 90L153 92H148L147 93V102H151L150 100L152 99H155V102H157L156 100H160V99H163V101L161 102V101H159V103H155V105H160L161 106V108H162V110L161 111H159V107H158V111H157V114L159 113V115H161L160 114V112H164L166 115H162V118L165 116V117H168V121H162L161 119V116H159V115H157V116H159V118L154 114V113H152V112H149V111H147L146 110V106H145V104L143 103V102H141V103H139V102H135V101H133L132 102V104H129V106L131 107V108H135V109H133L132 110V115H133V111H135L136 109V111H138V113H140V114H142V116L140 117V118H134L135 119V121H133V119H132V121H133V123L131 124V125H126V128H121L122 130H123V132L124 131H129L128 132V135L130 134V135H132V136H130V138L132 137V138H135L136 137V135L138 134V137L139 136H142V135H145V136H152V134H153V132L148 128V127H150V126H145V125H147V124H145L146 122H150V123H153V124H155L157 121H158V119L159 120H161V122H164V125H165V128L166 127H169L170 126V121L169 120H171V119H174V118H179L181 121V123L179 124V128L177 129V127L175 128V132H174V130L172 129V130H169L168 131V129L169 128H166L167 129V132H171V134H172V131H173V134H174V136H173V140H172V143H173V148H171L172 150L174 149L176 152H179L180 154H181V156L183 157V158H187V159H190V161H189V165H193L194 163L195 164H197V158L195 159V155L196 156H198L199 157V160H200V162L199 163H201L200 165H197V169H198V171H196V173H197V175H198V180H190V184H187L186 185V183H187V181H188V179L187 178H184V177H181V180H180V183L182 182V185H184L183 187L185 188H183L182 187V185H179L180 183H179V180H178V183L179 184H177V185H179V186H181L182 188H181V191L179 192V194H175V195H173L174 197H172L171 199H173L171 202H167V203H165L163 206H165V207H167L169 204H173V206L172 205H170V206H172V207H170L171 209H173V211H175V212H177L176 210H174V208L173 207H175V205H177L176 207H179V206H181V207H183V206H185L186 204H187V202H188V200H189V198L190 197H188L189 196V194H190V196H192L194 193L196 194V192L197 193H200V195H198V194H196V196L198 195L199 196V198H200V200L198 201V204L197 205H201V207H202V209L204 208V210L206 209V204L208 203L209 204V201L208 200H212V197H211V199H209V196L211 195V196H213V193L214 194H216V195H218L219 196V194H217V193H221V192H224L223 193V195L221 194L220 196V198H219V200H222V201H218L217 199V196L216 195H214V198L213 199H215V202L217 203H215L214 202V200H213V202L214 203H212L211 201H210V204H209V206H211V205H215L216 204V206H218V208L217 207H215V208H217L216 209V212H214V210H213V214H212V218L213 219H210V221H212L211 223H210V221H209V223H206V225H210L211 224V228H212V230H213V228H215V229H217L218 231H216V232H219V234L220 233H223L224 234V230L223 229H225V228H229V229H226L227 231L229 230V235H230V233H231V231H234V230H236L237 228V224L239 223L238 222V220L237 221H235V223H237L236 225L235 224H232L233 222H234V219H236V218H234V216L232 215V216H230V219L229 218H226V216L228 215V208L229 207H227L230 203H232V201L229 203V202H225V200H226V198L225 199H223V197H226L227 195H228V193L230 192H234L233 190H235V188L237 187V186H239V185H241V184H243V183H245V181H246V179L248 178V180H249V173H250V170H247V171H244V172H242V170H241V165H240V163L242 162V160L244 161V155L246 154V152H244V154L243 153H241V152H239V149H240V147H243V148H246V147H244V146H246L247 144H246V142H247V140L248 139H250L251 138V136L250 137H248L249 136V134H247V129L248 128H251L252 127V121H253V119H251L252 117V114L250 113L251 112V109H258V111H259V113H260V115L262 116V114L264 113H262V111H264V83H263V81L261 80V83H259L260 82V80H258V82H254L253 81V79L251 78L252 77V75H250V73H253V75H254V73H255V71L256 70H258L259 69V67H257V69L256 68H254L253 70H254V72H253V70L251 69V67H250V69H249V67H248V65H246L247 67H245V65H244V62L246 63V62H248L247 60L252 56V55H249V54H251V53H248V50H246L245 48H243L242 47V45H241V43H239V42H242L243 43V46H245L244 45V42H245V39H247L248 40V38H250V40H249V42L247 41V43L248 44H251L250 43V41L252 42V41H254L253 39L251 40V37H248V38H246V35L247 34H250V35H248V36H255V34L256 33H258V30L256 31V32H254L253 31V33H251V32H247V30H246V32H245V30L244 29H246V28H249L248 26H246L245 27V25L246 24H250V22L248 23V19L244 16V13H246L245 12V7H243V6H247L248 5V7H250V11H252L253 12V17H254V19L252 18V21L251 22H254V23H251V24H257L256 26H258L259 24H262V25H260V26H263L264 24V16L262 15V13L264 12V0H242V2L241 1H236L235 0V6L234 7H231L229 10H227V7L225 6L226 5V2H225V0H221L222 2H220L219 0H215V1H217V2H215V1H212V0H209V1H207V0H205V1H203V0H113V2H108V0H103V3H99L98 2V0L96 1V0ZM105 1V2H104ZM111 1V0H110ZM207 1V6H206V3H204L205 5H202L203 4V2H206ZM66 2V0H44V1H42L41 0V4L40 3H38V4H40V5H36L34 8L35 9H33V12L34 13H37L38 15H40L41 16V18H43V12L47 9V11H51V12H53V15L55 14V12L57 11V9H59L60 8V10L58 11L59 13L58 14H55V15H60L61 13H64L67 9V11L69 12L70 10H72V8L70 9V6L68 7V6H66L65 3ZM80 2V1H79ZM97 2H98V4L99 5H97ZM213 2V3H212ZM234 2V1H233ZM238 2V3H237ZM239 2H240V6H241V8L239 7ZM247 2V3H246ZM84 3V4H83ZM211 3V4H210ZM215 3V4H214ZM217 3L219 4V6L217 5ZM223 5H222V4ZM241 3H242V5H241ZM247 5H246V4ZM263 3V4H262ZM202 6H201V5ZM210 4V5H209ZM213 4V5H212ZM236 4H237V7H236ZM245 4V5H244ZM17 5V4H16ZM88 5V6H87ZM111 5H113L112 7H114L115 9H117V10H115L113 13H109L110 12V8H112L111 7ZM215 5H217V7L215 6ZM250 5V6H249ZM38 6V7H37ZM203 6H205V7H203ZM209 6H211V7H209ZM220 6H222V9H223V7H225L223 10L221 9V8H219ZM262 6V7H261ZM203 7V8H202ZM216 7V12L217 13H221V10H222V12H224V13H222L223 15H224V21H225V19H227L228 18V13L227 12H230L229 13V17L231 18V16L230 15H234V13H235V15L233 16V19H231L232 21H234V22H231V20H230V18H228L226 21H229V22H231V23H229V22H226L228 25H224L225 23H224V21L222 22H219V24L221 25H224L226 28H228L227 29V31H228V34H230V32H231V34H230V37L229 38H231V36H232V34L233 33H235V36H236V34L238 33V32H236V31H240V29L243 27H245L244 29H242L241 31H242V33L241 34H239V36H238V39H236L235 40V38H237V36L235 37L234 35L232 36L233 38H234V42H236V41H238V43L241 45V47H240V49H243L242 51H243V54H245L244 53V50L248 53H246L248 56H250L249 58H248V56H247V60L245 59L246 57L245 56H243V54H241L240 55V51L241 50H237V51H235L237 54L239 53V55L242 57V59H243V61L241 60V58L239 57V58H237V56H239V55H237L233 50L234 49H236V47L234 46V45H236L237 44V42L234 44L233 43V46H234V48L232 49L231 48V46L232 45H228L229 43L231 44V42H232V40H231V42H229V41H223V35H222V33H224L225 32V30L226 29H224V28H222L220 25H219V27H218V31H217V33H216V31L214 30V32L215 33H213L212 31L213 30H210V32L207 30V32H205V31H201L202 32V35L200 34V31L198 32V35H201L200 36V38H204V40L205 41H211L209 38L210 37H212L213 36V38H212V40L214 41V38L215 39H220L219 41H217V42H215L214 44H219V48L216 46V45H213V43H212V41H211V44H210V47L212 46H215V47H217L218 49H216L215 47V50H213L212 48H210L209 47V44H207L208 45V47H207V49H205L206 47L204 46V40H202L201 39V41L203 42H201L200 43V50L201 49H205V50H207V52L205 53L204 51L202 52V50L200 51V52H198L199 51V47H197L199 44H197L196 45V47H195V44L193 45L192 43H193V41H194V39L193 38H195V37H193L192 39L191 38H189V39H191L192 41H190L189 39H187L189 36H191L189 33V31H188V33L187 34H189V35H187L186 34V32L184 31V32H182V34L184 33V34H186V35H183L182 36V38L180 37V39H183V40H179V38H178V36H180L179 35V33L181 32V30L179 31V30H177V26H178V23L179 24H181V22L182 23H184V25L182 26V24H181V27L180 28H178V29H181L182 27H186V28H194L195 29V27H196V25L197 26H199V25H201L202 23L204 24V22H206V21H209L208 23L210 24H215V23H217L221 18H223V15L222 16H219V17H221V18H219V20H218V18L216 19V20H218L217 22H216V20L214 19L217 15H219V14H216V16L214 17V15H211V14H214V8ZM239 7V8H238ZM260 7L263 9H261L260 10ZM61 8H63L64 9V11H63V9L61 10ZM92 8H94L93 10H92ZM114 8H112L113 10H114ZM200 8H202V9H200ZM205 8H206V10H205ZM207 8H210L209 10L207 9ZM244 8V9H243ZM66 9V10H65ZM70 9V10H69ZM217 9H219L218 11H217ZM221 9V10H220ZM240 9V10H239ZM112 10V11H113ZM199 10H201V11H199ZM203 10V11H202ZM205 10V11H204ZM61 11V12H60ZM63 11V12H62ZM93 11V12H92ZM111 11V12H112ZM199 11V12H198ZM207 11V13H205ZM210 12V14H209V12ZM220 11V12H219ZM263 11V12H262ZM101 12H100V14H101ZM200 12H201V14H202V16H201V14H200ZM215 12V13H216ZM233 12V13H232ZM57 13V12H56ZM71 13V12H70ZM83 13H85V14H83ZM107 13H109V15L107 14ZM232 13V14H231ZM99 14V13H98ZM106 14V15H105ZM208 14V15H207ZM258 14V15H257ZM260 14V15H259ZM264 14V13H263ZM102 15V16H103ZM112 15H111V17H112ZM206 15V18L208 19V20H206V21H204L206 18L204 17ZM77 16V17H78ZM93 16V15H92ZM96 16H98L97 14H96ZM100 16V15H99ZM101 16V17H102ZM119 17L120 19L118 20V18H116V17ZM211 16L213 17V18H211ZM260 16H263V17H261V19H259L260 21H261V23H260V21H256V20H258V18H260ZM203 17H204V20H203ZM218 17V16H217ZM237 17H239L238 19H237ZM242 17V18H241ZM243 17H245V20L247 21L246 23H245V21H244V18ZM116 18V19H115ZM186 18L188 19L189 18V20H186ZM211 18V19H210ZM241 18V19H240ZM243 19V20H242ZM93 20V19H92ZM112 20V21H113ZM180 20V22H178ZM182 20V21H181ZM187 22H186V21ZM254 20V21H253ZM42 21H44V20H41L40 22H42ZM204 21V22H203ZM97 22V23H96ZM66 23V22H65ZM200 23V24H199ZM235 25H234V24ZM239 24L240 26H238V27H240L239 29H236V27H237V25L236 24ZM245 25H244V24ZM87 24V26H90V25H88ZM93 24V25H94ZM112 24H113V26H112ZM207 24V23H206ZM218 24V23H217ZM40 25H41V23H40ZM57 25V26H56ZM191 25H194L193 27H190ZM243 25V26H242ZM87 26H86V24H85V26L84 27H86V29H87ZM101 26H103L102 28H101ZM188 26V27H187ZM250 26V25H249ZM259 26V27H260ZM105 27V28H104ZM233 27V29H231ZM234 27H235V31H234ZM81 28H82V30H81ZM89 28V27H88ZM182 29V31L183 30H186V29ZM198 27H196V29L195 30H198L197 29ZM219 28H222V29H219ZM68 29V30H67ZM85 29V30H86ZM223 29H224V31H223ZM262 28L260 27L259 28V30H261ZM263 29H264V27H263ZM262 29V30H263ZM88 30V29H87ZM108 30H106L105 29V31H108ZM189 30V29H188ZM192 30V29H191ZM190 30V31H191ZM229 30H230V32H229ZM262 30H261V33H262ZM72 31V32H73ZM105 31L103 32V33H100L101 34V37H102V39L104 40V35H106V33H105ZM111 31V30H110ZM110 31H108V32H110ZM112 31V32H113ZM187 31V30H186ZM222 31V32H221ZM233 31V32H232ZM240 31V32H241ZM248 31H250V30H248ZM83 32L86 34V35H84L83 34ZM192 34H194V31L192 30ZM197 32V31H196ZM195 32V34H197ZM204 32V33H203ZM239 32V33H240ZM243 32H245V33H243ZM260 32V31H259ZM208 33H210V34H214V35H212V36H210V34L209 35H207ZM220 33H221V35H220ZM226 33V32H225ZM261 33L259 34V35H261ZM63 34H65V33H63ZM99 34V35H100ZM108 34V33H107ZM113 34V36H114V32L112 33ZM124 34V35H123ZM181 34V33H180ZM258 34H256L257 35V37H255L256 38V40H257V38H258ZM42 35H41V37H42ZM103 35V36H102ZM198 35H194V36H198ZM216 35V36H215ZM226 35H227V33H226ZM238 35V34H237ZM241 35H245V36H241ZM68 36H69V34H68ZM108 36H110L109 38H107V39H110L111 38V35L109 34ZM136 36V37H135ZM185 36H187L186 38H184ZM225 36V35H224ZM228 36V35H227ZM240 36L241 37H244V40H242L241 41V38H240ZM33 37H34V34H33ZM124 37V38H123ZM137 37H138V39H137ZM199 37V36H198ZM207 37H209L208 39H207ZM69 38V39H68ZM77 38V39H76ZM134 38H136V40H134ZM206 38V39H205ZM65 39H67L66 41H65ZM76 39V40H75ZM186 39V40H185ZM196 40V42H199L198 40H197V38H195ZM243 39V38H242ZM138 40V41H137ZM188 40V41H187ZM200 40V39H199ZM53 41V42H52ZM135 41H137V42H135ZM194 41V42H195ZM208 41H207V43H208ZM216 41V40H215ZM62 42H64V43H62ZM66 42V43H67ZM195 42V43H196ZM42 43H44V42H42ZM58 43V44H57ZM66 43H65V45H66ZM206 43V42H205ZM79 44H81V46L79 45ZM245 44H246V42H245ZM64 45V46H65ZM203 47H202V46ZM206 45V44H205ZM238 45V44H237ZM236 45V46H237ZM223 46H227L226 48H228V49H226V50H224L225 49V47H223ZM232 46V47H233ZM221 47H223V49H220ZM230 47V48H229ZM239 47V46H238ZM237 47V48H238ZM46 47H44V46H39V50H42V49H45ZM62 48H63V46H62ZM81 48V49H80ZM101 48V49H102ZM208 48H209V51H208ZM197 49H198V51H197ZM34 50L35 49H32L31 51H33L34 52ZM223 50L226 52H223ZM227 50L228 51H230V50H232L230 53H232L231 55H233L234 54V56L236 55V57H232V56H230V55H228V58H226V57H224V59H225V61H224V59H222L223 58V56H227V54H229V52L227 53ZM79 51V52H78ZM211 51V52H210ZM242 51H241V53H242ZM194 52V53H193ZM221 52H223V53H221ZM250 52V51H249ZM190 53V54H189ZM199 53V54H198ZM203 53V54H202ZM86 54H88V55H86V56H84L83 57V61L84 62H88L89 60H90V58L89 57H91V55L92 54H90V53H86ZM191 54H193L192 56H190ZM245 54V55H246ZM223 55V56H222ZM220 56V57H219ZM188 57H191L192 58V62H190V61H188L189 63L188 64H186L187 63V60L186 59H188ZM217 57H219V58H217ZM222 57V58H221ZM231 57V58H230ZM254 57V56H253ZM191 58H189V60L191 59ZM221 58V59H220ZM229 58H230V61H231V59L232 58H234V59H232V60H237V59H240L241 60V62H240V60H239V64L241 63V65L243 64L244 66H240L239 64H238V60L236 61L235 60V62H237V67L238 68H241L242 67V69H239L238 71H243V72H245V74L243 75V77H244V82H246L247 80V78L249 79V77L252 79V80H249V81H251L252 83H253V85H250V89L251 88H253V90L255 91V93L254 92H252L250 89H248L249 91H251V92H249L248 90L246 91V89H243V90H245V93L247 92V93H254L253 94V96H251V94H250V97L249 98H254L253 100H250L249 101V98L248 97H245L246 96V94H243L244 93V91H243V93H241V92H239V91H241L242 89V85L243 84H240L241 83V77H237L236 75H238V73H240V72H238V73H236V70L237 69H232V68H229V67H231V66H227V64H228V60H229ZM174 59H177V61H179V62H175L174 61ZM246 61H245V60ZM250 59H254V58H250ZM35 60V59H34ZM66 60V59H65ZM218 60H219V62H220V60H221V64L218 62ZM227 60V61H226ZM36 61V60H35ZM78 61H80V59L78 60ZM186 61V62H185ZM63 62L64 61H61V63H60V65L62 64L63 65ZM184 62H185V64L186 65H184ZM225 62H227L226 64H225ZM232 62V61H231ZM231 62H229V63H231ZM234 62V61H233ZM234 62V63H235ZM234 63H232V64H234ZM56 64H57V62H56ZM54 65L53 63H50V65L47 67V65H46V70H49V72H51V69H52V71H54V68H56L57 67V65ZM249 64V63H248ZM61 65V66H62ZM65 65V64H64ZM63 65V66H64ZM228 65H230V64H228ZM183 66H186V69H185V81L184 82H182V80H179V86L178 87H174V89L175 90H177L179 93H181V94H179L177 91V94H179V96H181V98H180V100H178L177 99V97H178V95L177 94H174V98L175 99H173V100H171V98L173 97L171 94V98L169 99V96H168V98H167V93H173V92H175V90H173V88H172V85H171V83H174L175 85L177 84V79H178V77L175 75V71L174 70H180ZM225 66V67H224ZM233 66V65H232ZM235 66V65H234ZM245 67V68H244ZM133 68H135V70H136V72H134V71H132V69ZM160 68H163V72L161 73V72H159L158 71V69H160ZM184 68V67H183ZM234 68H236V67H234ZM245 69V71H244V69ZM246 69L248 70V71H252V72H250V73H248V71H246ZM112 70H115V74L114 75H112ZM234 70V71H233ZM72 72V71H71ZM234 72V73H233ZM70 72H68V74H69ZM236 73V74H235ZM248 73V74H247ZM234 74V75H233ZM70 75H71V73H70ZM236 76V77H235ZM246 76H248V77H246ZM245 77H246V79H245ZM134 78H137L138 79V82H134ZM234 78V79H233ZM235 78H237V79H235ZM238 78H240V81L238 82ZM253 78H254V76H253ZM246 80V81H245ZM167 81H169V84H167ZM248 81V83L250 84V82ZM256 81V80H255ZM243 81H242V83H244ZM248 83H246V84H248ZM181 84V85H180ZM245 83H244V86L246 85ZM242 87H241V86ZM111 86H113V88H110ZM240 86V87H239ZM262 86H263V88H262ZM246 87H247V85H246ZM117 88H120L121 89V93H119V92H117ZM158 88V87H157ZM176 88H178V89H176ZM152 89H150V90H152ZM160 89V88H159ZM158 89V90H159ZM237 89H239V90H237ZM263 89V90H262ZM155 90H156V92H155ZM208 91H209V93H208ZM208 93V94H207ZM223 93H225V94H223ZM227 93V94H226ZM159 94H162V98H160V95ZM209 94H211L210 96H211V99H210V97L208 96ZM220 94L222 95L221 97L222 98H220V100L218 99L219 97H220ZM89 95H94V94H89ZM165 95H166V100L167 101H165L164 100V97H165ZM169 95V94H168ZM175 95H177L176 97H175ZM158 96V97H157ZM219 96V97H218ZM247 96H249V95H247ZM145 98V97H144ZM143 98V99H144ZM158 98V99H157ZM251 98V99H252ZM211 100V105L208 107V105L206 106L205 104H204V101H206L207 102V100ZM259 99H261V100H259ZM145 100V99H144ZM169 100V101H168ZM171 100V101H170ZM176 100H178L177 102H176ZM221 100H223L222 102H221ZM174 102V104H171V102ZM146 102V103H147ZM213 102V103H212ZM60 103V102H59ZM154 103V102H153ZM148 104V103H147ZM246 104H248V106L250 105V107H248ZM157 105V106H158ZM216 106L217 105V107H213V106ZM246 105V106H245ZM262 105V106H261ZM62 105H60L59 107H61ZM156 106V107H157ZM56 107V108H55ZM58 106H57V104H56V102L53 104V106H51V107H49V109H54V111H62L61 110V108H59ZM115 107V106H114ZM211 107V108H210ZM245 107H248L249 109H248V111L245 109ZM160 108V109H161ZM96 111H99V110H97V109H95ZM209 112H208V111ZM253 112H255V110H252ZM261 111V112H260ZM96 113V112H95ZM163 113V114H164ZM259 113H257V114H259ZM262 113V114H261ZM97 115H98V112L96 113ZM254 114H256V113H254ZM129 115V114H128ZM205 115L206 116H209L210 117V119L212 120V122H210L211 120L208 118V117H206L205 118ZM212 115H214V116H212ZM259 115V116H260ZM138 117H139V114H138ZM212 117H214L215 118V120H214V118H212ZM254 117V116H253ZM165 119V118H164ZM163 119V120H164ZM177 119H175V120H177ZM206 119H209V122L210 123H214L215 124V122H213V121H216L217 123V126H220V127H218V128H216L217 126H212V124H211V126H209V127H211V131H212V127L214 128H216V129H213V130H215L214 132H213V135H212V132L211 131H209V132H211V136H210V138H207L208 136H203V138L200 136V134H202L201 132H202V129L200 128V127H202V125L204 126L205 125V123L207 122V124L209 125V122L208 121H204V122H201L202 120H206ZM250 119V120H249ZM252 120V121H251ZM67 121H73V119H72V117H70ZM108 123H110V124H112V125H114L116 122H117V118L116 117H113V116H109L108 118H107V120H106ZM200 122L201 123H203L202 125L200 124ZM58 123H60V122H58ZM57 123V124H58ZM66 123V121H64L62 124H65ZM195 124V126H198V123L200 124L199 125V129H200V131H199V136L201 137H199L198 139H202L203 141V143H201L200 142V140H198L197 139V136L196 135H191V136H186V138H184V139H176V140H174L175 139V136H177L176 138H180V135H179V133L181 134V130H179L182 126H181V124L182 125H185L186 127H187V125L188 124ZM206 124V125H207ZM56 125V124H55ZM263 125H264V123H263ZM181 126V127H180ZM194 126V127H195ZM123 127H125V126H123ZM207 129H205V130H210V128H208V126H205ZM121 129H119V132L121 131ZM125 129H127V130H125ZM187 129V128H186ZM185 129V130H186ZM203 129V130H204ZM71 130H74V132H77V135H79V136H81L82 134H84V131L86 130V128L83 126V125H80V124H78V125H74V126H72L71 127ZM188 130V129H187ZM186 130V131H187ZM203 131V133L204 134H208V132H206V131ZM260 130V129H259ZM118 131V130H117ZM186 131H185V133H186ZM262 131L264 132V127H262ZM179 132V133H178ZM176 133H177V135H176ZM120 134V133H119ZM172 134V135H173ZM37 136H39V138H40V140H42V139H49L50 138V132L48 131V130H40L39 132H37V134H36ZM41 135H44V137L42 138L41 137ZM127 135V133L125 134V136ZM127 135V136H128ZM178 135H179V137H178ZM203 135V134H202ZM251 135V134H250ZM124 136V135H123ZM204 137H206L208 140L206 141V138H204ZM161 138H163V137H161ZM127 139V137H125V139L124 140H126ZM154 139H155V136H154ZM157 139V138H156ZM155 139V140H156ZM160 139V138H159ZM199 141V143L197 142V140ZM121 140V139H120ZM118 140V141H116V143L111 147V149H112V151L114 152V154H115V152L117 151L118 152V154H115V155H117V158H114V157H111V158H109V159H107L106 161H100L99 162V164L101 165V166H103V167H107V168H113V169H116V175H117V173H120V176H115V177H122L121 179H122V182H120L121 180H120V178H119V180L120 181H113L112 183L108 180V179H106V177H105V180H108L107 182H110L109 184H110V187H108V189L106 188L107 187V185L106 184H108L104 179V181H103V183H104V187H102L103 186V183H102V185L100 186V187H98L97 188V184H95L94 183V178H91V177H89V176H91L92 174H91V172L89 171V169L92 167V166H95V165H97L98 164V161L95 159V157H93V156H90V155H87L86 153H84V154H81V155H77V154H73V156L72 157H68V159L66 160V162H63V164H53V167L52 166H50V167H48V168H43V169H41L39 172H40V175L42 176V178H43V180H48L49 179V176L51 175V171L53 170L56 174H62V171H64L65 170V167H64V164L66 165L67 163H70V164H75V165H72V166H75V168H74V173L72 174V172H69L68 173V175H67V177H69L70 179H74V180H76V179H81V180H86V184H85V187L87 188H89V189H86V190H84L85 189V187L84 188H79L80 190H83L84 192H85V194H86V196H87V198H88V200H89V205H96V202H95V198H97V197H99L103 192H105L106 190H108L107 192H109V190L110 189H112V184H116V187L118 186L119 188H121V190L119 189V191H118V193L120 194L119 195V197L121 198V197H124V198H126L127 196H126V193L123 191V193L125 194V195H123L121 192H122V190L124 189V190H127L128 192V194H130L131 192H134V187L133 186H136V185H134V184H137V183H141V181L139 180V179H142V178H139V179H135V177L134 178H132L131 179V177L129 176V177H126V176H128L129 175V172H127V174L123 171V168H125V167H128V168H131V170H132V168H134V169H138V171H142V168L144 167V166H146L145 164H143V163H141V165H143V167L140 165V158H136V156H135V154L136 153H138V150H137V152H135V154H133L132 152L134 151V146L131 148V149H129V150H124V149H126L127 147H125L127 144H131V142H129L128 140H126V141H128V142H125V144L126 145H123L122 144V141L123 140ZM129 140H131V139H129ZM162 140L163 139H161L160 141L162 142ZM86 141V140H85ZM159 141V142H160ZM249 141V140H248ZM160 142V143H161ZM164 143H162V145H161V147H159V149H161L160 151V153H164L166 150H167V148H165V147H170V146H172V144L170 145V143H167V142H165V139H164V141H163ZM86 143H87V141H86ZM90 143H94V144H98V142L96 141V140H94V141H91ZM165 143H167V144H169V145H166ZM248 143H250L251 144V140H250V142H248ZM165 144V145H164ZM245 144V145H244ZM258 145L256 146V144L254 143L253 145L255 146V150L256 151H262L263 149H264V140L259 144V143H257ZM100 145V144H99ZM35 146H37V145H33V147H35ZM88 146H90V145H88ZM109 146V144L107 145V144H104V143H102L101 145H100V147H108ZM247 146H249V145H247ZM64 147V145L63 146H61L60 148H63ZM128 147H130V146H128ZM253 147V146H252ZM243 148H241V149H243ZM87 149H88V147H87ZM118 149H121V150H119L118 151ZM141 149H142V147H141ZM39 150H40V152L41 153H43V152H45L46 150H48V147H40L39 148ZM246 150V149H245ZM248 151H247V154H250L249 152V150H252V148L250 149V148H248L247 149ZM123 151H126V152H130L128 155H126V156H124V154L122 155L121 154V152H123ZM116 152V153H117ZM210 153H212L211 155H212V157H211V155H210ZM126 154V153H125ZM208 154H209V156H210V160L209 159H207V156H208ZM225 154H227V155H225ZM120 155H122L123 156V158L121 157V159H119L120 157ZM137 155V154H136ZM174 156H175V154H173ZM209 156H208V158H209ZM216 156V157H215ZM173 158V157H172ZM174 158H176V157H174ZM41 159V157H39V156H36L35 158H34V161H33V164H32V160L31 161H27V168L25 169V171H27V172H29V171H36V170H38V167L36 166V164H35V162L36 161H38L39 162V160ZM156 159V157H153V161ZM195 159V160H194ZM0 160L1 161H3L4 162V164H14L15 162L13 161V160H11V159H9V158H7V156L4 154V152H1L0 151ZM47 161H49V159H47ZM118 161H120V162H118ZM156 162H157V160H155ZM161 161H162V163H161ZM194 161V162H193ZM156 162H152V164L150 165V167H148V168H146V171H143L142 173H145V174H143V180H142V182H144L145 184L147 183V181H148V183L146 184V185H148L150 182L149 181H151V179H149V180H146V177L147 178H150L148 175H149V173H151V171L152 170H156V169H159L160 171H162L163 170V172H166L165 170H166V167H165V170H164V165H163V163H165L161 158H159L158 157V163L156 164ZM82 163V164H81ZM120 163V164H119ZM81 164V165H80ZM122 164V165H121ZM242 164V163H241ZM121 165V166H120ZM163 165V166H162ZM166 165V164H165ZM76 166H77V168H76ZM241 166V167H240ZM142 167V168H141ZM19 169H23L24 170V168L22 167V162H21V165L18 167ZM144 168V169H145ZM254 168H255V166H254ZM172 169V168H171ZM170 169V170H171ZM122 170V173L120 172V171ZM167 170H168V168H167ZM169 170V171H170ZM184 170H187V166H185L184 167ZM134 171V170H133ZM169 171H167V172H169ZM65 172V171H64ZM123 172L125 173V178H124V176L122 175L123 174ZM131 172V171H130ZM149 172V173H148ZM252 172V171H251ZM135 173L136 172H134V175H135ZM141 173V172H140ZM148 173V174H147ZM147 174V175H146ZM13 174L11 173V171H10V168L8 169V170H6V169H1L0 170V195H2V194H6L9 198L7 199V200H3V202L1 203V205L2 206H9L10 205V203H12L13 202V198H12V193L14 192V190L16 189L17 191H21V190H25L27 187H29V185L28 184H26V185H17L16 183H18L17 182V180L16 181H14V179L13 178H11V176H12ZM130 175H131V173H130ZM137 175H138V177H139V175H141V174H138L137 173ZM137 175H135V176H137ZM162 175V174H161ZM160 175V176H161ZM165 175H167L168 176V173H166V174H164L163 176H164V178H166L165 177ZM146 176V177H145ZM162 176V177H163ZM140 177H142V175L140 176ZM160 178L161 180H156V181H158L157 182V185L159 184V181H160V184H161V187L163 186V180H165L164 178ZM229 177H231L232 178V182H233V184L232 185H230L228 182H227V180L226 179H228ZM103 178V177H102ZM129 180H128V179ZM217 178H220L219 180L217 179ZM226 178V179H225ZM115 179V178H114ZM117 179V178H116ZM223 179H225V185L223 184V186H222V180ZM113 180V179H112ZM111 180V181H112ZM125 180V181H124ZM215 180L217 181L218 180V182L219 181H221L220 183H218V184H216V185H214L213 186V188H209V185L210 184H212L213 182H215ZM260 180H262V179H260ZM60 181V180H59ZM166 182L164 183V185L166 184V185H168V181H167V178H166V180H165ZM3 182H8L9 183V185L8 186H6V187H4L3 186ZM257 182H259V180L257 181ZM170 184L172 183L171 181L169 182ZM215 183H217V182H215ZM250 183H252L251 181H250ZM261 183H262V185H263V183H264V181H261ZM261 183L259 182L258 184H253L254 185V187H256V188H254V189H257V187H259V185H261ZM12 184H14V185H12ZM156 184V183H155ZM159 184V185H160ZM169 184V185H170ZM17 185V186H16ZM139 185H141V184H139ZM258 185V186H257ZM249 186V185H248ZM250 186H251V184H250ZM249 186V187H250ZM264 186V185H263ZM160 187V188H161ZM165 187H167V186H165ZM165 187H163V189H166ZM209 188V190H207ZM259 188H261V187H259ZM258 188V189H259ZM129 189L131 190V192H129ZM186 190L185 192L183 191V190ZM246 189H248V191L249 192H251V189L250 188H246ZM257 189V190H258ZM262 189L263 190H261V191H263V193H258V192H261V191H258L257 192V190L255 191V192H257L259 195H260V197L262 196V197H264V187H262ZM112 191H114L113 189H112ZM161 192H163L162 190H161ZM164 192H167L166 190L164 191ZM164 192H163V194H164ZM187 192V194H185ZM190 192V193H189ZM227 193V195H225L224 196V194H226ZM212 193V194H211ZM236 193V192H235ZM132 194V193H131ZM162 194V193H161ZM210 194V195H209ZM232 194V193H231ZM256 194V193H255ZM34 195H36V192L34 193ZM66 196V194H63V196ZM109 195H112V194H109ZM234 195V194H233ZM253 196H255L254 195V193L252 194ZM258 195V196H259ZM129 196V195H128ZM257 196V195H256ZM257 196V197H258ZM257 197H255V199H253V201H252V199L250 200V201H252V202H250V204H249V206H244V205H246V204H248V203H245L242 207L243 208H245L246 210L248 209V210H250L249 208H251V210L252 211H254L252 208H254L255 207V205L254 204H257L256 202V198ZM118 199V200H121V199ZM124 198H122L123 200H124ZM197 198V200L199 199L198 197H196ZM185 199H187V202L185 201ZM263 199V198H262ZM180 200H183V202H181ZM197 200H196V202H197ZM217 200V201H216ZM244 201H242V203L239 201V203H241V204H235L234 203V205H233V208H234V211H235V208H236V210L237 211H235V213H239L238 215L239 216H241V214H240V212H243L242 210H244V209H240V210H238L237 208H238V206H240V205H242L243 204V202H247V201H249V200H246L245 201V199H243ZM254 200H255V203H253L254 202ZM58 198L55 196V197H52V198H50L49 199V201L48 202H44L45 204H47L46 206H57V204H58ZM108 201H110V200H108ZM122 201V200H121ZM125 201H127V198L125 199ZM125 201H122L123 203H124V205H123V203H121L120 201L119 202H117V201H114L113 200V203H111L112 205H111V208L112 207H114L113 205H115V203L117 202L118 204H119V208H120V206H122L121 207V210L123 211L122 213L123 214H127L128 212H129V214H130V217L129 216H126L127 218L129 217V218H131V217H134L135 218V216H134V211L132 212V210L130 209V208H133V204L131 205H128L127 204V202H125ZM128 201H129V199H128ZM204 201H206V204H205V202ZM104 202V201H103ZM181 202L183 205H181V204H179V203ZM204 202V203H203ZM224 202V203H226L225 205H226V207H225V210H227V212L225 211V212H223L224 211V204H222V203ZM99 204H100V202H98ZM105 203V202H104ZM148 203H150V202H148ZM200 203V204H199ZM219 203V204H218ZM222 204V207H223V211H221V209L219 208V207H221L220 205ZM118 204H117V206H116V208L118 207ZM126 204V205H125ZM207 204V205H208ZM233 204V203H232ZM254 205V207H253V205ZM264 204V203H263ZM134 208L133 209H135V207H136V204L134 203ZM145 205H147V203H142L141 204V208H142V206H145ZM196 205V204H195ZM235 205H237L236 207H235ZM252 205V206H251ZM189 207V210L191 211V207H192V209H193V206L194 205H186L183 209H184V213L183 214H186L185 213V208L186 207ZM209 206H207L208 207V209L210 208ZM230 206V205H229ZM264 205H262V207H263ZM108 207V205H105V207L104 208H101L100 210H104V209H106ZM128 207V208H127ZM181 207H179V208H177V210H179L178 212H180V214H182V208ZM221 207V208H222ZM230 207H232V206H230ZM242 207H239V208H242ZM261 207V208H262ZM212 208H214V207H211V209ZM256 208H260V207H256ZM264 208V207H263ZM45 206H42V204H37V205H34V206H31L30 208H29V210L26 212V214H28V215H31L33 218H38V217H40L39 215H37V214H43L44 213V211H45ZM180 209H182V210H180ZM187 209V208H186ZM210 209V210H211ZM115 210H117L118 211V209H115ZM121 210H119V212H121ZM187 211V213L188 212H190V211ZM194 210V209H193ZM207 210V209H206ZM245 210V211H246ZM248 210H247V213L246 214H248V213H250L251 215H252V213L249 211L248 212ZM264 209H261V210H258V211H260V212H262ZM126 211H128V212H126ZM203 211V210H202ZM221 211V212H223L226 216H222V217H224V219L226 218L227 220L229 219V221L227 222V221H223V218L221 217V219H219V217L217 218V214L220 216V214H219V212ZM238 211H240V212H238ZM256 211H257V209H256ZM256 211H255V214H256ZM257 211V212H258ZM125 212V213H124ZM208 212H209V210H208ZM74 213H79L80 214V216H83V218L85 219V222H88V223H93L94 224V221H99V218L97 217V216H95L94 214L95 213H91V212H87V209H86V207L85 206H77V205H74V206H70V207H67V208H62V211H58V212H53L52 213V216H53V218L56 216L57 218H61L62 220L65 218L67 221L68 220H72V219H74ZM222 213V215H224ZM227 213V214H226ZM234 213V212H233ZM244 213V212H243ZM254 213V212H253ZM189 214V213H188ZM188 214H186V217H187V215ZM246 214H245V218L243 217V215L244 214H242V217H240V218H243V219H241V221H240V223L242 224L240 227H244L245 226V229L247 230H245L246 232H248V230L250 229V231H251V233H250V231H249V234H252L253 236L252 237H250V236H248L247 235V233H246V235H243V237L244 236H248L247 237V239L250 237L251 238V240L253 239V237L255 236L254 235V232L255 231H257L258 229H260L258 226L260 225V227L262 226V224H263V226H264V218L262 217L263 215H264V212H263V214L261 215L260 213H258L259 215H261V217L258 215V220H259V223L258 222H256L255 221V223L253 222L254 220H255V218H254V220H252V223H254L255 225H257L258 224V226H257V230H254V232H253V229H256V226L254 225V227H253V224H250V226H252V228L250 227L249 229H248V224L250 223V222H248V220L250 221L252 218V216L250 215H247V216H249L250 218H248L247 216H246ZM237 215V214H236ZM235 215V217H238V215L236 216ZM153 216L154 217H159V216H161V213L160 212H156V213H154L153 214ZM177 216H179V215H177ZM176 216V217H177ZM190 216V215H189ZM188 216V217H189ZM125 217V218H126ZM174 218V220L172 219V220H170L169 221V223L167 224L168 226H170L169 224H171V223H173V221H176V222H178V220L180 219V218H182L184 221H183V223L181 224V222H182V220H179V224L177 223H175L174 222V224L175 225H179V226H181V225H186L187 224V226L186 227H188V228H190V226H188V224L189 223H187L186 221H185V219H184V216L183 217H178V219L177 218ZM227 217H229V216H227ZM260 217V218H259ZM231 218H233V220L231 219ZM239 217L237 218V219H240ZM175 219H177V220H175ZM188 219V218H187ZM225 219V220H226ZM263 219V220H262ZM218 220H221V223H222V225L221 224H217L218 223ZM231 220V221H230ZM257 220V221H258ZM214 221V222H213ZM247 221V222H246ZM260 221L262 222L263 221V223H260ZM129 222V221H128ZM132 222V221H131ZM171 222V223H170ZM184 222H186V223H184ZM230 222V223H229ZM69 223H70V226L68 227V229L69 230H71V231H74V232H77V231H75V230H77V229H79L78 228V223L76 222V221H69ZM213 223V224H212ZM219 223H220V221H219ZM244 223V224H243ZM149 224V221L148 220H144V221H134L133 223H125V222H117V228H119V229H121V230H123L124 232H126V233H129V232H131V231H133V232H131L130 234H135V235H138L139 237H143V238H145L146 240H147V233L146 232H144V231H142V228L143 227H145L146 225H148ZM174 224H171L172 226L174 225ZM215 224V225H214ZM216 224L220 227V225H221V228H216ZM190 225V224H189ZM192 225L194 226V224H191V227H192ZM213 225H214V227H213ZM234 225V226H233ZM168 226H166V228H168ZM172 226H170L169 227V229H172ZM179 226L178 227H176V226H174V229H176V228H179ZM183 226V227H184ZM238 226H239V224H238ZM40 227V225L38 224V223H36L35 225H31V223H30V226H25V232L28 234V235H35V236H37V235H39L40 236V238H41V242L37 245L38 247H41L42 248V252L44 253V255H45V257H46V255H47V253L46 252H52L51 251V247H54L56 250H57V252L56 253H59V254H61V255H63V256H65L66 258H67V260L69 261V262H71V263H73V262H75V264H103V262H105V264H116L117 262H118V257L120 256V255H118V254H116L114 251H111L110 253H107L106 255H104V257L102 256V254H100V253H98V249L99 248H102L103 247V245H104V241H108V240H114V239H116V238H114V237H109V236H107V237H104V236H102V235H97V237H95L94 239H91L90 237H85L84 239H81V240H79L74 234L73 235H71L72 233H74V232H72V233H70V235L66 238V239H60V238H57V236H52V232H47L46 234H45V242H44V240H43V235H44V233H43V231H41V228H39ZM247 227V228H246ZM62 231H69L67 228H64V227H59ZM181 228V229H180ZM179 228V230L181 231L183 228H182V226ZM188 228H185L184 227V229H188ZM194 227H192V229H193ZM234 228H236V229H234ZM264 228V227H263ZM27 229H29L30 231H27ZM57 229V228H56ZM56 229H54V230H56ZM191 229V230H192ZM220 229H222L223 230V232H221V231H219ZM252 229V230H251ZM261 229H262V227H261ZM263 230V229H262ZM5 231H6V226H4V225H2V224H0V234H4L5 233ZM185 231V230H184ZM190 231V230H189ZM226 231V232H227ZM240 231H241V229H240ZM240 231H239V229H238V231L237 232H239V234H240ZM245 231H243L242 230V232L244 233ZM259 231V233H260V230H258ZM258 231L256 232V235H258ZM264 231V230H263ZM262 231V232H263ZM182 232H183V230H182ZM236 232V231H235ZM236 232V233H237ZM253 232V233H252ZM185 233V232H184ZM182 234L183 235V237L182 238H184V235H186V234H188L187 232H186V234ZM212 233L214 234V237L215 236H218V234L217 233H215V230H214V232L212 231ZM236 233H235V236H236ZM242 233V234H243ZM179 234V233H178ZM222 234V235H223ZM233 234V237H231L230 239H233L234 238V233H232ZM231 234V235H232ZM239 234H237L238 236H240ZM245 234V233H244ZM262 234V233H261ZM260 234V235H261ZM263 234H264V232H263ZM262 234V235H263ZM262 235L258 238V241H260V243H261V240H263V238H264V236L262 237ZM219 236H221V235H219ZM259 236V235H258ZM257 236V237H258ZM149 237V236H148ZM162 237H164V234L163 233H159V234H157V235H155V237H153V236H151V238H148V240L147 241H149V242H151V244H152V246L154 247V242L158 239L159 240V238H162ZM165 237H166V235H165ZM187 237V236H186ZM190 237V236H189ZM213 237V238H214ZM243 237H241V242H239V243H243ZM6 238H7V240H9L8 239V237L6 236ZM75 238H77L79 241H73V239H75ZM179 238H180V235H179ZM178 238V240H177V238H175L176 240H177V243H178V241H179V243H180V245L179 246H177V247H180V251H181V253H180V255H179V253H178V255H179V257L177 258V260H175V257H177V252L174 254L175 255V257H174V255H172L173 253H174V251H176L175 249H174V246L176 245V244H174V246L173 247H171V249H172V251H173V253L172 254H169V250H171V249H169L170 247V245L168 244L167 246L169 247H167V246H165L166 248L165 249H169V250H164L163 249V251H166V253L167 254H169L168 256H170L171 257V259L173 260V258H172V256L174 257V261L173 262H175V261H178V263H180V264H182L183 263V261H182V259L181 258H185V257H189V259H190V262H191V258H193L192 256H194L195 258H196V260H197V264H199V262L200 261H203V259H204V256H200V258L202 259H199L198 257L199 256H196L197 254H195L194 255V251L192 252V248H189V247H181L182 246V244H181V239L182 238H180L179 239ZM217 238V237H216ZM225 238V237H224ZM236 238V237H235ZM235 238L233 239V241L235 240ZM237 238H239L240 239V237H237ZM215 239V238H214ZM213 239V240H214ZM218 239H219V241H220V239H223V238H219L218 237ZM218 239H217V242H218ZM226 240H228V242H229V239H227V238H225ZM244 239H245V237H244ZM257 239V238H256ZM254 240L255 242H257V243H255L254 242V244H257V245H254L253 243H252V241L249 239V241L248 240H246L245 241V243H247V241L249 242V243H247V244H250V245H252L254 248H258L259 250H260V252H258L259 250H257L256 252H255V249H252L251 250V248H252V246H250V245H242V247H243V249H244V255H246L245 253H247V259L249 260V257H250V255H248L249 253H248V248H250L249 250H251V251H254V253L253 254H255L254 255V257H256V258H253V257H251V258H253V260L254 259H256L255 261H253V260H251V258H250V260L249 261H251L250 263H252V261H253V263L252 264H259L258 262H260V261H262L261 259H262V257H264V256H262L263 254H261L262 252H264V247L262 246V245H259L260 243L257 241V240ZM260 239V240H259ZM157 240V241H158ZM207 240V241H206ZM204 239L203 241H205L204 243H202V245H206L207 243H209V244H207V247H206V249L207 248H209V249H211L212 251H214L215 250V252L213 253L211 250H209L210 251V253H208L209 255L212 253V254H215L216 253V251H218L217 250V246L218 245H216L217 243H215L216 242V240H214V241H208V239ZM210 240V239H209ZM224 240V239H223ZM10 241V240H9ZM16 241V244H21L22 242H24L25 241V239H22V238H20V239H17V240H15ZM170 241L171 240H169L168 242L170 243ZM231 241V240H230ZM233 241H232V243H233ZM239 241V240H238ZM238 241H236V242H238ZM251 241V242H250ZM158 242H160V240L158 241ZM184 242V241H183ZM214 242V243H213ZM221 242V241H220ZM218 243V244H220V246L222 247L223 246V243L225 244V242H226V246L227 247H225V248H223L222 247V251H223V249H226L227 248V253H224L226 256H222V255H224V254H222L221 256L218 254V256L216 257L215 255V259H217L218 257H222V259H217V261H221L222 262V264H224L226 261H225V259L227 260V259H229V261H228V263L229 264H231L232 262H231V260H235V258H233V253H234V255H236V260H239V261H241L242 259H243V261H244V256H243V254H242V256H240L241 254H239L238 255V253L239 252H236V249L238 250V248L239 247H236V246H238V245H236V244H234V245H232L231 244V242L227 245V241H225L224 240V242L222 241V244L221 243ZM235 242V241H234ZM84 243V244H83ZM156 243V242H155ZM173 243H175V242H173ZM173 243H172V241H171V244L173 245ZM178 243V244H179ZM262 243H263V245H264V240L262 241ZM25 245V244H24ZM155 245H157V244H155ZM201 245V246H202ZM216 245V246H215ZM240 246H241V244H239ZM110 246H112V244H110ZM204 246H202V248L204 247ZM220 246H219V248H220ZM228 246H230V248L228 247ZM246 246H247V248H246ZM250 246V247H249ZM214 247V248H213ZM236 247V248H235ZM181 248H184V253H183V249H181ZM187 248H189V250H190V252H192L191 253V257L188 255L189 254V252H188V250H186ZM231 249V250H229V249ZM233 248V249H232ZM135 250V249H138L139 250V252H136L134 255H131V257H135L137 254H144V255H146V253H145V249H144V247L143 246H138V247H129V248H125L123 251L124 252H127V251H132V250ZM206 249H205V251H206ZM240 249V248H239ZM242 249V248H241ZM240 249V250H241ZM243 249H242V251H243ZM204 250V249H203ZM232 250H234V252L232 253ZM239 250V251H240ZM5 251H8V254L7 255H5L4 254V252ZM136 251V250H135ZM172 251H170V252H172ZM204 251V252H205ZM208 251V252H209ZM221 251V250H220ZM221 251V252H222ZM225 251V252H226ZM262 251V252H261ZM186 252V253H185ZM198 253H199V251H197ZM207 252V251H206ZM224 252V251H223ZM236 252V253H235ZM241 252V251H240ZM250 252V251H249ZM182 253L185 255V257H183L182 256ZM188 253V254H187ZM220 253V252H219ZM259 253V254H258ZM205 255L206 257L208 256V254L206 255L205 253H200V255ZM212 254H211V257H212ZM250 254H252V252L250 253ZM258 254V255H257ZM187 255V256H186ZM228 255V256H227ZM0 256H3V258H9L10 256H13L14 257V260L16 261V263L15 264H22V261H23V256H25V254H24V252H18L16 249H11V250H8L7 248H1L0 249ZM151 256V253H149V256L148 255H146L145 256V261L147 262V263H151V262H154L153 260V258H151L150 257ZM167 256V257H168ZM257 256H261L260 258L261 259H259L258 258V260H257ZM34 257H35V259L36 260H39L40 258L37 256V253H35V255H34ZM170 257H169V259H170ZM209 257V256H208ZM208 257H207V259L205 258V260H208ZM225 257H227V258H225ZM241 257H243L242 259H238V258H241ZM194 258V259H195ZM214 258V257H213ZM213 258H210L209 257V259H212V260H210V262H212L213 261ZM224 258V259H223ZM232 258V259H231ZM155 259H156V261L157 262H159L160 263V261H158L157 259L158 258H156L155 257ZM168 260L169 262V264H172L173 262H172V260ZM181 261H180V260ZM186 259V258H185ZM194 259H193V261H194ZM195 260V261H196ZM200 260V261H199ZM236 260H235V262H236ZM248 260H246V262L248 261ZM185 261V260H184ZM216 261V260H215ZM216 261V262H217ZM249 261H248V263H249ZM157 262H156V264H157ZM170 262H172V263H170ZM209 262V261H208ZM207 262V264H211L210 262L208 263ZM220 262V263H221ZM242 262V261H241ZM255 262V263H254ZM155 263V262H154ZM177 263V262H176ZM177 263V264H178ZM188 262H184L183 264H187ZM192 264L193 263H195V262H191ZM205 262L203 261V264H204ZM215 263V262H214ZM239 262H236L235 264H238ZM245 263V262H244ZM248 263H245V264H248ZM263 263H264V260H263ZM263 263H260V264H263ZM0 264H1V260H0ZM2 264H9V262H8V259L6 260V262H4V263H2ZM174 264V263H173ZM201 264H202V262H201ZM213 264V263H212ZM216 264V263H215ZM225 264H227V263H225ZM232 264H234V261H233V263ZM239 264H241V263H239ZM243 264V263H242Z\"/></svg>", "mask_w": 264, "mask_h": 264}]
</instances>
